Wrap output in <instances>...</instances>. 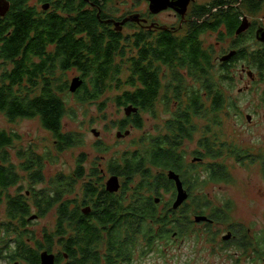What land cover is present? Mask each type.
I'll return each mask as SVG.
<instances>
[{"label":"trees","instance_id":"trees-1","mask_svg":"<svg viewBox=\"0 0 264 264\" xmlns=\"http://www.w3.org/2000/svg\"><path fill=\"white\" fill-rule=\"evenodd\" d=\"M30 1L8 0L7 11L0 15V61L12 67L4 70L0 76V113L10 123L21 118L39 119L46 130L53 132L56 138L55 148L60 151L75 147L78 137L62 131V119L67 111L63 94L67 92L68 84L61 81L62 75L55 77L58 70L67 72L76 69L80 72L83 84L76 92L77 96L81 95L78 101L97 102L107 90H112L113 84L116 90H121L123 85L118 82V77L122 65L117 61L125 58L129 44L130 49L137 53L128 60L130 79L127 86L131 91L117 96L115 102L121 107L132 106L138 112L151 111L162 88L171 91V95L163 97L165 104L169 106L181 99L182 94H185L183 91L190 89L185 84L187 76L197 81L203 80L200 88L189 92L188 105L185 108V105L178 107L173 119L167 123L170 136L153 139L145 157L133 153L110 167L111 175L124 179V190L127 189V184L139 178L134 193L137 195L127 206L117 193L110 194L92 182L84 185L85 199L80 206L78 201L64 200L63 195L71 191L75 182L85 178V171L81 166L72 176L58 178L54 184L56 192L51 197L45 191L10 196L8 189L19 184L20 176L17 165L10 161L4 151L13 146L18 136L0 132V209L5 208L7 216V223L0 228V233L3 230L4 235L1 238L3 249L0 250V259L8 256L7 259L11 262L24 259L27 264H38L37 253L27 248V243L32 239H25L26 233L19 231L27 226L32 206L37 209L39 216L46 215L57 206V227L54 234L46 236V251H52L57 239L67 255L68 264L130 262L137 238L142 237L148 247H152L156 240L170 238L176 233L182 234L186 228L181 227L182 224H192L185 210L175 211L168 207L164 213H158L156 199L145 197L142 193L149 192L159 196L161 190L172 191L174 187L166 175L170 171L179 175L187 189L190 188V183L191 188L200 183L192 173L201 163L185 165L186 156L179 152L178 145L182 143V138L192 139L195 132L193 118L201 117L203 101L207 95L213 105V112L224 108L223 90L209 78V71L215 66L213 54L203 48L201 37L209 31L219 33L220 38H224L221 29H226L230 36L235 35L241 23L237 12L240 8L230 4L237 0H219L213 4L218 5L215 12L206 6L195 7L192 11L193 21L187 22V27L184 26V36H178V30L166 28L167 30L160 29L158 32L141 29L131 37H125L112 24L103 22L111 20L105 15V6L114 0H38L42 6H50L49 11L41 8L42 12L30 7ZM245 1L247 7L254 6L255 0ZM204 16L207 19L201 21ZM140 17L143 18L141 15ZM247 34L248 37L253 36L246 32L236 38L235 47L239 49L234 57L235 61L247 56V51L240 49L243 46L240 41ZM251 58H254L253 62L260 69L263 68V54L255 53ZM163 67L170 71L171 81L168 85H162L160 80V77L165 76V72L162 73ZM180 70H185L186 75ZM214 115L216 114L209 117ZM128 124L141 129L139 114L126 117L118 125V129L123 131ZM199 143L204 148L205 158L215 159L216 156L210 154V142L201 140ZM233 152L230 151V154ZM221 155L219 149L218 158ZM19 156L22 160L21 171L31 174L32 182H42L43 162L33 157L28 150L19 153ZM79 163L83 164V160H79ZM186 167H191L192 171H187ZM153 169L157 170L156 175L153 174ZM209 170L208 181L221 182L227 176L217 164L210 165ZM97 175L93 171V177ZM21 189L18 188L17 192ZM31 197H34L32 204L29 203ZM85 205H90L91 209L87 215L80 210ZM196 208L200 211L196 210L194 216H207L204 214L206 207ZM218 217L221 215L216 213L211 220H218ZM12 235L15 236L14 251H11L10 242L6 240ZM100 245L104 246V257L97 248ZM38 246L42 248L40 244ZM59 260H63V257L60 256Z\"/></svg>","mask_w":264,"mask_h":264},{"label":"rangeland","instance_id":"rangeland-1","mask_svg":"<svg viewBox=\"0 0 264 264\" xmlns=\"http://www.w3.org/2000/svg\"><path fill=\"white\" fill-rule=\"evenodd\" d=\"M217 2L219 0H195L189 5L184 21H181V18L171 10L151 15L148 9L149 3L146 0H114L105 6V15L113 20H121L131 15L140 14L147 20L145 25L135 23L125 25L122 30L125 37H131L141 29L158 32L161 28L178 30L176 34L184 36V26L187 27V22L193 21L192 11L195 7L206 6L215 12L218 5L214 6L213 4ZM230 5L237 9L240 8L237 12L241 22L245 21V18L250 22L255 18L256 26H264V5L256 16L249 12L251 8L247 7L245 0H237ZM29 6L35 7L39 12L42 10V4L38 0H31ZM213 6L214 8H212ZM197 19L200 18L197 17ZM205 19H207L206 16L201 18V21ZM151 24H155L156 27L150 28ZM235 36L232 45L229 41H225L230 39L228 36L220 38L219 33L208 31L201 37L203 48L210 50L213 54L212 59L215 66L209 71V78L213 83L217 82L223 90L224 108L213 112V105L207 95L203 101L201 117L193 118L192 124L195 132L193 131L192 139L182 138V144L178 145L179 152L186 156L185 165L190 164L196 157L202 160L198 169L192 173L193 177L200 180V183L191 188L189 182L190 188H186L188 199L180 207L181 209L175 210H185V213L189 214L192 224H182L181 227L186 226L182 234L176 233L170 238L156 240L152 247H148L142 237L137 238L130 262L121 261L116 264H264V256H258L253 247L242 249L239 244L237 245L239 241L225 242L222 239L228 231L235 233L242 229L248 232L251 239L261 237L264 232V69L259 71L255 67H249L243 61L237 60L234 65L222 70L218 60L215 63L216 57L225 55L232 46H236L238 39L236 32ZM240 42L244 46L241 48L253 46V49L250 50H254V53H264V44L258 45L255 38L248 37V34ZM126 50L125 58L117 61L122 65L118 77V82L123 85L121 90H116V86L113 84L112 90H107L97 102L80 103L78 97L81 95L77 96V93L69 92L71 81L75 77L82 79L81 73L76 69L56 72L55 77L62 75L61 81H66L68 84L67 92L63 94L67 111L62 119V131L78 137L75 147L63 151L56 149V138L53 132L46 130L39 119L21 118L10 123L5 115L0 113V132L18 136V140L14 141L13 146L4 151L8 154L10 161L17 165L20 176L19 184L8 189L10 196L26 195V193L29 195L31 191L39 194L45 191L46 195L51 197L56 192L54 184L58 178L72 176L75 170L81 166L85 171V178L83 181H76L71 191L63 195L64 200L78 201L80 206L85 199L83 188L86 183L92 182L99 189L106 190V182L112 177L109 174V169L114 162L120 163L133 153L143 158L153 139L171 135V131L166 128L167 123L173 119L174 112L178 107L185 105V108L188 105L189 92L194 88H200L203 80L197 81L189 76L185 78L186 87L190 89L183 91L185 94H182L179 101L177 100L180 104L175 102L167 106L163 97L171 95V91L162 88L151 111H137L142 128H135L131 124L121 131L118 129V125L126 120L124 112L126 107L118 106L115 99L123 92L131 91V88L127 86L130 79L128 60L137 54L134 49H130L129 44ZM242 66L252 72L253 80L242 73ZM11 68L10 64L0 61V76L4 70ZM164 72L165 76L161 78V83L168 85L171 81L170 71L163 67L162 73ZM180 72L186 75L185 70H180ZM88 88H90V84H88ZM80 89L81 87L78 90ZM202 94L204 95L203 90ZM206 111L211 113L209 115L213 113L216 115L209 117ZM248 117H251L250 121L247 119ZM93 130L99 134L97 137L92 133ZM127 131H129L128 135L117 138L119 132L124 135ZM201 140L210 142L209 146L212 151L210 154L216 156L215 159L205 158L204 148L199 143ZM219 149L222 155L218 158L217 151ZM27 150L33 157H37L43 162L42 182H32L31 174L21 171L22 160L19 153H25ZM230 151L234 152L230 154ZM79 160H83V164H80ZM212 164L223 168L227 174L225 180L221 182L208 181L209 166ZM185 169L192 171L191 167ZM93 171L97 172L96 177H93ZM153 174H157L156 169H153ZM166 175H168L167 172ZM119 182L122 187L115 194L121 196L127 206L137 195L134 193L139 184V178L127 184L126 190H124V179L120 178ZM18 188H22L20 192H17ZM159 193V196L149 192H143L142 195L158 200L156 203L158 213H164L168 207L173 209L176 192L161 190ZM33 198H30V204L33 203ZM88 206L80 207L81 212L90 208V205ZM197 206L206 207L204 214L210 219L213 218V215L216 216V213L221 215L218 217L219 223L212 226L210 223H196L194 213L196 210L200 211L196 208ZM32 216L37 218L29 220ZM27 220V226L19 233L25 232V239H32L27 243V248L37 253L39 264V256L46 248V236L55 233L58 207L55 206L46 215L39 216L37 209L32 206L31 215ZM6 223L5 208H1L0 228ZM2 232L3 230L0 233V250L3 249L1 238L4 235ZM6 240L10 242L11 251H14L15 236L12 235ZM39 244L42 248H39ZM61 248L56 239L52 252L61 254ZM97 248L101 256L104 257V246L100 245ZM7 257L0 259V264H27L24 259L11 262ZM68 263L67 259L62 260L59 264ZM100 264H105V262L101 261Z\"/></svg>","mask_w":264,"mask_h":264},{"label":"water","instance_id":"water-1","mask_svg":"<svg viewBox=\"0 0 264 264\" xmlns=\"http://www.w3.org/2000/svg\"><path fill=\"white\" fill-rule=\"evenodd\" d=\"M88 1V0H85ZM149 3V12L151 15H157L160 14L161 12L167 11V10H172L175 14H177L180 18L181 21H184L185 15L187 13L188 7L191 3H193L195 0H146ZM8 6V5H7ZM6 5L0 7V15H4V13L7 11ZM49 8V5H44L42 6L43 10H47ZM100 13V10H99ZM99 18V15H98ZM141 22L146 23V20L141 19L139 14L136 15H131L129 17H126L120 21L116 20H106L105 23L107 24H112L113 27L115 28L116 31H122V28L127 24V23H136V24H141ZM246 26L247 24H243L236 32V35H239L243 32L246 31ZM150 28H153L150 27ZM162 30H167L166 28H161ZM257 39L260 42H264V29H260L257 32ZM236 52H230L228 55L223 56L220 61L224 62L227 61L229 58H231L233 55H235ZM83 80L80 77H75L69 86V92L71 94H75L77 90L82 86ZM137 109L133 108L132 106H128L124 109L126 117L131 116L132 114L137 113ZM250 121V117L247 118ZM92 133L97 137L99 134L96 131H92ZM129 134V131L125 132L124 135H122L121 132L117 134V138H121L123 136H126ZM168 179L170 181H173L175 183L176 187V199L175 202L173 203V209L177 210L178 208L182 207V205L186 202L188 199V193L184 189L183 183L179 177L178 174H176L173 171L168 172ZM106 191L110 194H115L119 192L121 185L119 182V178L117 176H112L109 178V180L106 182L105 185ZM158 203V200L155 201ZM91 211L90 208H86L82 210V213L87 215ZM36 216L30 217L29 220H34L36 219ZM194 221L196 223L198 222H207L209 219L206 216L202 215H196L194 217ZM230 235L224 237L223 239L229 240ZM39 264H55V256L52 253H49L48 251H43L40 256H39Z\"/></svg>","mask_w":264,"mask_h":264},{"label":"flooded vegetation","instance_id":"flooded-vegetation-1","mask_svg":"<svg viewBox=\"0 0 264 264\" xmlns=\"http://www.w3.org/2000/svg\"><path fill=\"white\" fill-rule=\"evenodd\" d=\"M9 3H8V0H0V5H2V6H5V5H8ZM259 5V6H258ZM263 5H264V0H255L254 1V6H252L251 5V10L249 11L250 13H252L254 16H256V14H258L259 12H261V7H263ZM259 7V8H257L256 9V7ZM49 9H50V6H49V8L47 9V10H44V11H49ZM101 11V10H100ZM172 11V10H171ZM173 12V11H172ZM175 15H177V14H175ZM141 19H144V18H141ZM144 20H146V19H144ZM254 20H255V18L250 22V21H248V19L247 18H245V21H242L241 23H240V25L238 26V28L236 29V32H237V30L243 25V24H247V26H246V31L245 32H250V34L249 35H253L252 37H254L255 38V41H257V44L258 45H262V44H264V42H260L258 39H257V32H258V30H260V29H264V26L262 25V26H260V25H255V23H254ZM103 22H105V21H103ZM146 23H147V20H146ZM146 23H144V22H141V24H138V25H145ZM128 25V24H127ZM156 27V25L155 24H151V27ZM125 27V26H124ZM123 27V28H124ZM123 28H122V30H123ZM222 30H224V29H221L220 31H221V33H222V35L225 37V36H228L230 39H226L225 41H229V43L232 45L233 44V41L235 40L234 38L236 37L235 35L234 36H230L228 33H227V31H226V29L224 30V31H222ZM245 32H243V33H245ZM234 37V38H233ZM236 45V44H235ZM241 47H244V46H241ZM241 47H240V49H241ZM239 48H236L235 46H232L231 48H230V50H229V52L228 53H226L225 55H228L230 52H236V54H237V50H238ZM242 49H245L246 51H247V56H246V58H243V59H241V60H238V61H243L244 63H246V64H248L249 65V67H255V68H258L259 69V71L261 70V69H264V64H263V68H259L258 67V65L256 64V62L254 63L253 62V59L254 58H251V57H253V54H255L254 53V50H250V49H253V46H251L250 48L249 47H246V48H242ZM249 50V51H248ZM251 52V53H250ZM236 54L235 55H233L231 58H229L227 61H224V62H221L220 61V59L223 57V56H225V55H222L221 57H219V58H217L216 57V59H215V63H216V61L218 60V63H219V67L221 68V69H224V68H227V67H230L231 65H234V63L236 62L235 61V59H234V57L236 56ZM256 54H263L264 55V53L263 52H256ZM251 56V57H250ZM234 59V60H233ZM246 66V65H245ZM245 66H242V73H245L251 80H253V74H252V72H250V71H247L246 69L247 68H245ZM243 75V74H242ZM161 78L162 77H160V80H161ZM129 117V116H128ZM263 118H264V116H263ZM250 119H251V117H250ZM128 125H131V124H128ZM182 144V143H181ZM202 162V160L201 159H199V158H194V160L190 163V165L191 164H193V165H197V164H200ZM110 174V173H109ZM105 175V174H104ZM110 176V175H109ZM113 176V175H112ZM182 181V180H181ZM172 182V185H173V187H174V189H172V191H175L176 192V187H175V183L173 182V181H171ZM121 185V184H120ZM184 185V184H183ZM121 189V188H120ZM184 189L186 190V188L184 187ZM183 206V205H182ZM207 218H208V216H206ZM203 223H210V226H212V225H214V224H216V223H219V220H215V219H213V220H211V219H209V221H207V222H203ZM228 235H230L231 237H230V239L229 240H224L223 238L224 237H226V236H228ZM222 239H223V241H225V242H228V241H239L238 243H237V245L239 244V246H240V248H242V249H248V248H251V247H253L254 249H255V251L257 252V254H258V256L259 255H261L262 257L264 256V232L262 233V236L261 237H259V238H254V239H251L250 238V236H249V234H248V232H245L244 230H242V229H240V230H238L237 232H232V231H228L227 232V234L226 235H224L223 237H222ZM61 250H62V248H61ZM43 251H46V249H44ZM42 251V252H43ZM49 252V251H48ZM49 253H52V254H54L52 251H50ZM54 256H55V264H59V263H61V261L62 260H59L60 259V256H62L63 257V260H67V255L66 254H64V252L63 251H61V254H58V253H55L54 254Z\"/></svg>","mask_w":264,"mask_h":264}]
</instances>
